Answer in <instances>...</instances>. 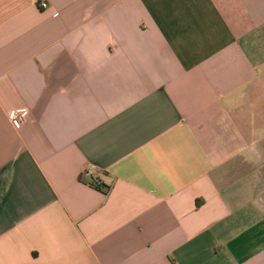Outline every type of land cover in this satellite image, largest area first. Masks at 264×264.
Segmentation results:
<instances>
[{
	"label": "crops",
	"instance_id": "0c3cea01",
	"mask_svg": "<svg viewBox=\"0 0 264 264\" xmlns=\"http://www.w3.org/2000/svg\"><path fill=\"white\" fill-rule=\"evenodd\" d=\"M46 1L0 0V264H264V0Z\"/></svg>",
	"mask_w": 264,
	"mask_h": 264
},
{
	"label": "built area",
	"instance_id": "2783aa9c",
	"mask_svg": "<svg viewBox=\"0 0 264 264\" xmlns=\"http://www.w3.org/2000/svg\"><path fill=\"white\" fill-rule=\"evenodd\" d=\"M39 6L43 9L48 7V2L46 0H39ZM29 110L27 107H17L12 109L8 113V118L15 128H20L22 124L26 121L28 116ZM92 172L90 170L85 171L81 177H92ZM93 179V178H92ZM92 184L95 186H102V182L99 179H93Z\"/></svg>",
	"mask_w": 264,
	"mask_h": 264
},
{
	"label": "trees",
	"instance_id": "16d2710c",
	"mask_svg": "<svg viewBox=\"0 0 264 264\" xmlns=\"http://www.w3.org/2000/svg\"><path fill=\"white\" fill-rule=\"evenodd\" d=\"M94 185V184H93ZM96 187H99V186H96Z\"/></svg>",
	"mask_w": 264,
	"mask_h": 264
}]
</instances>
